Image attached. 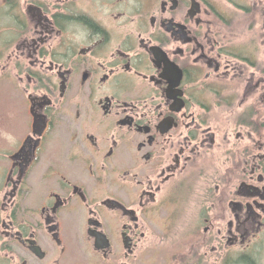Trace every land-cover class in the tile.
Masks as SVG:
<instances>
[{"label":"flooded vegetation","instance_id":"af4514ba","mask_svg":"<svg viewBox=\"0 0 264 264\" xmlns=\"http://www.w3.org/2000/svg\"><path fill=\"white\" fill-rule=\"evenodd\" d=\"M226 4L264 8L0 0V86L25 104L0 264H264L263 62L229 45Z\"/></svg>","mask_w":264,"mask_h":264},{"label":"rangeland","instance_id":"374dc122","mask_svg":"<svg viewBox=\"0 0 264 264\" xmlns=\"http://www.w3.org/2000/svg\"><path fill=\"white\" fill-rule=\"evenodd\" d=\"M245 6L250 9L253 8L251 1H246ZM222 9L229 19H232L229 26L226 25L225 28L228 29L229 33H226V30L224 31L229 45L236 48L249 46L253 51L255 50L256 58L263 62L262 67L264 69V8L260 7V12L259 8L258 11L253 9L251 12H246L234 5L226 4ZM13 93L15 92L11 85L0 86V144L5 143L3 130L14 128L16 122L21 121L23 119L21 117L24 116L25 104L23 98L18 93H16L17 96H14ZM157 241L159 242L160 239ZM164 249V247L156 244L146 251L143 248L142 254L145 252L148 256H159ZM166 249L171 252L173 248L168 246ZM147 260L148 264H167L162 259H156L154 262L150 258H147Z\"/></svg>","mask_w":264,"mask_h":264}]
</instances>
